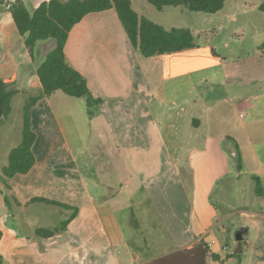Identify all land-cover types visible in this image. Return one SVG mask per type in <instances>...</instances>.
<instances>
[{
    "label": "crops",
    "instance_id": "0c3cea01",
    "mask_svg": "<svg viewBox=\"0 0 264 264\" xmlns=\"http://www.w3.org/2000/svg\"><path fill=\"white\" fill-rule=\"evenodd\" d=\"M22 1L33 10L48 0ZM130 1L136 11L149 7L147 0ZM251 1L225 0L217 13H200L197 21L210 26L190 29L195 47L151 57L131 46L114 9L89 13L74 25L64 51L90 94L102 99L92 116L85 113L106 164L98 179L84 151H74L81 142L78 115L54 105V99L65 98L54 96L56 91L41 99L31 111L34 164L5 180L10 200L0 189L1 264H237V258L225 257L235 250L240 229L241 264H264V34L252 49L230 37L218 49L211 43L228 23L233 35L246 32L245 24L260 33L264 0ZM248 3L260 12L263 27L245 19ZM160 10L166 29L187 28L178 24L185 7ZM0 79L18 90L11 112L16 97L25 102L27 94L42 90L36 61L7 10H0ZM245 174L251 181L248 197L240 187ZM229 189L248 202L224 200ZM37 196L77 208L64 231L36 235L73 211L30 201ZM216 197L225 203L223 212ZM22 209L56 219L53 225L36 223L41 227L28 221L29 236Z\"/></svg>",
    "mask_w": 264,
    "mask_h": 264
},
{
    "label": "trees",
    "instance_id": "16d2710c",
    "mask_svg": "<svg viewBox=\"0 0 264 264\" xmlns=\"http://www.w3.org/2000/svg\"><path fill=\"white\" fill-rule=\"evenodd\" d=\"M147 2L157 9L165 6H183L192 12L215 14L223 7L225 0H147ZM108 9L115 10L131 46L138 49L143 57L179 52L196 46L195 36L189 28L166 29L149 18L139 15L130 0H48L41 2L33 10H29L22 0H0V10L11 13L30 56L36 61V73L42 85L41 92L26 96L21 110V141L11 150L8 164L2 168L5 177L11 178L18 173L26 174L34 164L32 146L36 133L32 128L31 111L41 99L56 91H61L70 97H84L89 116L94 114L95 106L102 101L90 94L85 77L67 61L64 48L71 29L84 16ZM259 9L264 12V1ZM48 40H54V46L38 59L40 45ZM259 49L264 50V42ZM17 93L16 88L0 79V122L7 119L10 114L11 99ZM238 163L240 166V161ZM256 192L262 193L258 180H256ZM4 199L7 203V198ZM30 201L73 210L60 225L50 229L39 228L36 231L39 237H51L64 231L70 219L77 213L76 207L46 197L37 196ZM2 235L0 229V238ZM213 257L222 262L220 256ZM240 257L241 254L232 250L226 254L225 259L232 261L237 258V264H241ZM160 261H154L152 264H159Z\"/></svg>",
    "mask_w": 264,
    "mask_h": 264
},
{
    "label": "rangeland",
    "instance_id": "374dc122",
    "mask_svg": "<svg viewBox=\"0 0 264 264\" xmlns=\"http://www.w3.org/2000/svg\"><path fill=\"white\" fill-rule=\"evenodd\" d=\"M253 1V0H252ZM251 3H255L252 2ZM251 3H248L247 7H245V15L246 17L248 16L249 18H245V19H250L251 20V24L253 23V20L255 19L256 22L258 23L259 26L263 27L261 20L259 19V15L260 12L258 11V9H252L251 10ZM149 7H147V5H145L144 7H141L140 9H138L137 11H139V14L142 16H145L147 18H149L150 20L154 21L155 23L158 24H165V13H163L164 11H161L160 9H157L156 7H154L153 5H151L150 3H148ZM163 10H167V9H163ZM171 10V9H169ZM188 10V9H186ZM201 17L204 15H200V13H196V12H192V11H187V15L183 18H181V22L178 24L183 25L189 29L192 30H196V29H200V28H207L210 25L207 24H203L202 22H198L197 21V17ZM248 26V29L246 32H239L238 34H234L232 33V31L234 32L235 29H233V25L232 24H225V28L222 29L219 33V35L214 38L212 40V44L214 45V47L216 49L219 48V42L222 38H227L230 37L231 42H234L235 44L241 43V45H245V47L247 49H252V47H255L256 45V40L258 39V37L262 36L264 34V28L262 30H260V33H255V32H251L249 29V25L245 24ZM232 33V34H231ZM211 39V37H210ZM240 41V42H239ZM263 43V42H262ZM261 45V44H259ZM54 46V40H50L47 42L42 43V47L40 48V51L42 54H45L51 47ZM54 96H63L64 101H59L54 99V105L56 107V109H63V110H69V111H73L76 115H78L76 117V122L79 126V130L81 133V142H79L78 144H76V146H74V151L76 153H80L81 151H84L85 158H89V161L93 163L94 165V169H95V173H96V177L101 178V171H102V166L103 164H106L103 162L102 157L100 156V153L98 151V147L96 146V143H94L95 141L94 139V135L90 133V128L88 125V119L86 117V99L84 97H80V98H76V97H69L67 95H65L64 93L58 91L55 93ZM22 101V105L24 102L23 97L19 96L16 97V99H14L13 101V105H12V112L11 114L8 115L7 119H4L0 122V169H2V167L6 166L8 164V156L12 150L13 147L17 146L20 141H21V115L20 113V103ZM93 144V146H92ZM82 153V152H81ZM106 169H108V167L106 166ZM108 172V171H107ZM106 178V176H104V179ZM5 180H7V177H5V175L0 171V189L2 190V192H4L7 196V198L10 197L9 195L6 193V189L4 187V183ZM242 183H241V188L244 194H246V196L248 197V193L251 194L250 190H249V186H250V179L247 177V175L245 174V176L241 179ZM240 185V184H239ZM238 186V185H237ZM233 188H235V186H233ZM236 189V188H235ZM249 190V191H248ZM234 193L230 191V189L224 194V196L226 197V199L224 198V200H227L230 203H234V204H246L248 202V198L247 197H242V198H238L234 195H232ZM2 196V195H0ZM9 200L7 199V203H9ZM217 202V207L219 209L220 212H223L224 208H225V203L224 201L220 198V202L219 199L216 197ZM233 200V201H232ZM250 202V201H249ZM38 206L37 208H40V210H46L49 211L50 208L43 205V204H38L35 205ZM33 208V207H29ZM35 212V209L27 211L25 213L24 209H22V225L27 223V226L24 225V233L31 236L30 234L31 232V228L33 227H37L36 223H39L40 225H53L56 217H54L53 215H47L44 218H38V216H32V213ZM239 214L235 215V218H238ZM28 221L35 223L33 224L31 227V225L28 224ZM38 221V222H37ZM38 225V226H40ZM31 227V228H30ZM41 227V226H40ZM46 227V226H45ZM50 227V226H48ZM31 240V239H30ZM230 242V240H229ZM233 249L235 248V244L232 245ZM246 257H249L248 253H245Z\"/></svg>",
    "mask_w": 264,
    "mask_h": 264
},
{
    "label": "water",
    "instance_id": "95a60500",
    "mask_svg": "<svg viewBox=\"0 0 264 264\" xmlns=\"http://www.w3.org/2000/svg\"><path fill=\"white\" fill-rule=\"evenodd\" d=\"M243 232H244V230L240 229L236 233L237 246H236L234 252L237 254H240L243 251V246H242V234H243Z\"/></svg>",
    "mask_w": 264,
    "mask_h": 264
},
{
    "label": "built area",
    "instance_id": "2783aa9c",
    "mask_svg": "<svg viewBox=\"0 0 264 264\" xmlns=\"http://www.w3.org/2000/svg\"><path fill=\"white\" fill-rule=\"evenodd\" d=\"M214 246V244L212 243V242H210V243H208V247L209 248H212ZM221 247V250L223 251V252H227V246L226 245H221L220 246Z\"/></svg>",
    "mask_w": 264,
    "mask_h": 264
}]
</instances>
